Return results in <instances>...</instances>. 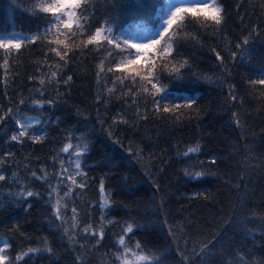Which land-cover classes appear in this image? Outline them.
Instances as JSON below:
<instances>
[{
	"label": "snow or ice",
	"instance_id": "6c2138e0",
	"mask_svg": "<svg viewBox=\"0 0 264 264\" xmlns=\"http://www.w3.org/2000/svg\"><path fill=\"white\" fill-rule=\"evenodd\" d=\"M3 7L22 26L0 27V264H264V0Z\"/></svg>",
	"mask_w": 264,
	"mask_h": 264
},
{
	"label": "trees",
	"instance_id": "16d2710c",
	"mask_svg": "<svg viewBox=\"0 0 264 264\" xmlns=\"http://www.w3.org/2000/svg\"><path fill=\"white\" fill-rule=\"evenodd\" d=\"M9 3V0H0V27L8 26H16L19 28L22 26V21L20 18L19 13L11 12L7 10L5 5ZM207 101H210L212 104V107L215 109L216 107V98L212 95H208L205 93ZM211 121V129H213V142L212 147L215 148L217 152H228V151H234V149L231 147L232 145H236L240 149L241 156H237V159L242 158V154L244 152V141L240 139L241 137V131L239 129H235L234 127H227L224 125V120L217 115L215 112H213L212 116L209 118ZM264 127V124H261V121L258 117L253 118V129L248 133V138L250 143L254 146L257 153L264 150V133H261V128ZM254 132V134H253ZM192 134V129L186 130L182 135L185 137H189ZM233 164L236 163V161H232ZM125 168H135L136 171L131 173L130 176V182L133 183L134 188L139 189V198L142 199L143 206L141 208V215L145 216L146 221L147 220H155L154 212L155 210L152 208V206L148 203L152 196V189L150 185L147 184L146 180L144 183H140L139 180L141 178L139 169L135 165H124ZM177 181L175 178L172 179V183L169 186V196L171 198V204L170 207L175 209L178 207V203L176 202V195L181 194L185 192V189L183 187H180L179 190L176 187ZM211 187L212 190H215L214 183L212 185H206V187ZM159 201L157 200V203ZM148 231H151V229H148ZM155 238V237H153Z\"/></svg>",
	"mask_w": 264,
	"mask_h": 264
}]
</instances>
